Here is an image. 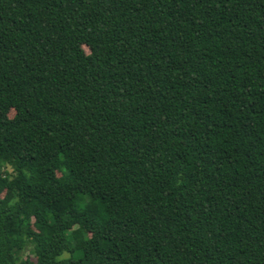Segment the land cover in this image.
Masks as SVG:
<instances>
[{"label":"trees","instance_id":"trees-1","mask_svg":"<svg viewBox=\"0 0 264 264\" xmlns=\"http://www.w3.org/2000/svg\"><path fill=\"white\" fill-rule=\"evenodd\" d=\"M0 264H264V0H0Z\"/></svg>","mask_w":264,"mask_h":264},{"label":"rangeland","instance_id":"rangeland-1","mask_svg":"<svg viewBox=\"0 0 264 264\" xmlns=\"http://www.w3.org/2000/svg\"><path fill=\"white\" fill-rule=\"evenodd\" d=\"M86 50H87V49H86ZM1 173H3V169L1 170ZM4 193H5V191L3 190V191H2V194H4ZM26 255H27V251L24 252V256H26ZM62 256H66V257H67L68 254H67V253H64Z\"/></svg>","mask_w":264,"mask_h":264}]
</instances>
